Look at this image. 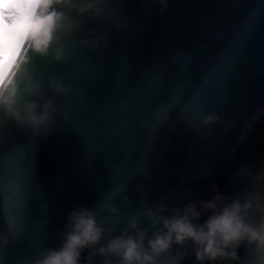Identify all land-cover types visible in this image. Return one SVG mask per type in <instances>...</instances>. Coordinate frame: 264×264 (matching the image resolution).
<instances>
[{"label": "water", "instance_id": "water-1", "mask_svg": "<svg viewBox=\"0 0 264 264\" xmlns=\"http://www.w3.org/2000/svg\"><path fill=\"white\" fill-rule=\"evenodd\" d=\"M116 7L125 26L109 31L102 55L55 67L73 71L74 88L52 134L13 131L0 142L5 192L10 169L26 187L22 205L6 195L0 264L58 246L68 211L117 186L133 207L209 199L212 185L227 193L238 168L264 162V0H169L163 15L158 0ZM193 109L220 122L196 130Z\"/></svg>", "mask_w": 264, "mask_h": 264}, {"label": "clouds", "instance_id": "clouds-1", "mask_svg": "<svg viewBox=\"0 0 264 264\" xmlns=\"http://www.w3.org/2000/svg\"><path fill=\"white\" fill-rule=\"evenodd\" d=\"M168 2L158 0L161 15ZM124 26L116 0H0V142L13 131L51 135L74 88L73 71L55 67L102 55L109 31ZM188 119L196 130L220 122L197 109ZM231 183L227 193L212 185L209 199L136 207L117 186L94 207L71 208L58 246L19 264H264V162L238 168Z\"/></svg>", "mask_w": 264, "mask_h": 264}, {"label": "snow or ice", "instance_id": "snow-or-ice-1", "mask_svg": "<svg viewBox=\"0 0 264 264\" xmlns=\"http://www.w3.org/2000/svg\"><path fill=\"white\" fill-rule=\"evenodd\" d=\"M251 21V16L245 21V25L241 26V30L245 28V26ZM261 23H264V16L261 17ZM99 153V152H98ZM3 155V147H0V158ZM10 174L8 176L7 185L8 191L5 192V172L3 166L0 165V233H4L8 230V225L6 222V218L4 215V201L7 197L13 202V205H22L23 198L26 194L25 183L22 179H18V175L15 171L9 170ZM10 215L15 217L16 220L23 224V220L21 219L22 207L14 206L10 208ZM20 239H24L23 236ZM4 264H8V262L4 261Z\"/></svg>", "mask_w": 264, "mask_h": 264}]
</instances>
